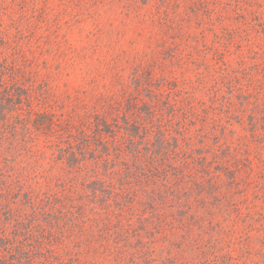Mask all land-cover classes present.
I'll return each instance as SVG.
<instances>
[{
	"label": "trees",
	"instance_id": "16d2710c",
	"mask_svg": "<svg viewBox=\"0 0 264 264\" xmlns=\"http://www.w3.org/2000/svg\"><path fill=\"white\" fill-rule=\"evenodd\" d=\"M151 2L199 30L191 77L137 67L103 113L37 116L42 149L0 104V264H264V11Z\"/></svg>",
	"mask_w": 264,
	"mask_h": 264
},
{
	"label": "rangeland",
	"instance_id": "374dc122",
	"mask_svg": "<svg viewBox=\"0 0 264 264\" xmlns=\"http://www.w3.org/2000/svg\"><path fill=\"white\" fill-rule=\"evenodd\" d=\"M221 1L210 0L213 19L226 18ZM247 1L264 11V0ZM176 7L182 14L167 12L163 24L162 11L152 2L0 0V104L13 110L5 126H24L42 149L54 138L35 131L37 116L47 114L59 123L71 118L77 125L78 115L103 113L108 102L131 93L130 75L137 67L150 70L155 80L191 77L190 46L199 30L183 24V34L167 33V26H180L188 12ZM172 47H179L180 62L163 72L161 51ZM4 91L13 94L15 105L5 104ZM3 129L0 121V144Z\"/></svg>",
	"mask_w": 264,
	"mask_h": 264
}]
</instances>
